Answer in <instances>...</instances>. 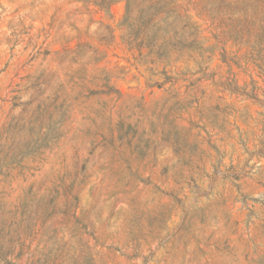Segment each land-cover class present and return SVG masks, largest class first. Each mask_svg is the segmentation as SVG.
<instances>
[{
    "label": "rangeland",
    "instance_id": "1",
    "mask_svg": "<svg viewBox=\"0 0 264 264\" xmlns=\"http://www.w3.org/2000/svg\"><path fill=\"white\" fill-rule=\"evenodd\" d=\"M100 1L0 0V264H264V71L212 0L168 62Z\"/></svg>",
    "mask_w": 264,
    "mask_h": 264
},
{
    "label": "trees",
    "instance_id": "2",
    "mask_svg": "<svg viewBox=\"0 0 264 264\" xmlns=\"http://www.w3.org/2000/svg\"><path fill=\"white\" fill-rule=\"evenodd\" d=\"M119 1L125 2L123 23L135 45L146 49L147 55L152 54L157 60L168 62L170 50L176 54L177 28L184 29L188 26L185 16L182 19L176 14V0H101L100 6L108 8ZM206 12L212 22L222 24V44L231 42L232 45L248 46L250 55L241 60L251 61L252 66L262 73L264 0H212L211 7ZM196 31L195 28L189 45L198 48ZM224 55L222 52L223 60Z\"/></svg>",
    "mask_w": 264,
    "mask_h": 264
}]
</instances>
